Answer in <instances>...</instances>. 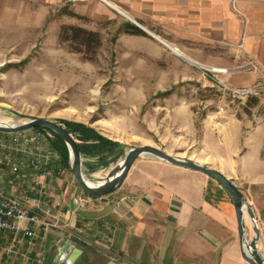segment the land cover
Instances as JSON below:
<instances>
[{
	"label": "rangeland",
	"instance_id": "obj_1",
	"mask_svg": "<svg viewBox=\"0 0 264 264\" xmlns=\"http://www.w3.org/2000/svg\"><path fill=\"white\" fill-rule=\"evenodd\" d=\"M122 12L101 0H0V121H72L119 143L115 157L82 154L90 181L142 145L210 166L236 186L245 165L264 173V68L245 57L232 64L202 44L176 41L158 18ZM137 25L162 42L139 27L134 33ZM37 130L47 140L36 147L54 157L51 173L73 178L54 133ZM6 168L0 164V194L39 199L43 210L33 182L5 185Z\"/></svg>",
	"mask_w": 264,
	"mask_h": 264
},
{
	"label": "crops",
	"instance_id": "obj_2",
	"mask_svg": "<svg viewBox=\"0 0 264 264\" xmlns=\"http://www.w3.org/2000/svg\"><path fill=\"white\" fill-rule=\"evenodd\" d=\"M101 1L121 15L127 10L139 20L170 24L176 41L202 44L232 64L245 57L264 68V0ZM6 172V186L36 184L43 210L58 227L42 231L31 224L30 240L22 231H4L0 264H54L51 249L60 239V245L66 241L81 249L73 264H249L241 254L233 202L204 173L137 159L122 186L93 197L82 195L69 175L21 178ZM244 174L237 188L254 212L264 258V173L245 165ZM246 225L251 238L247 216Z\"/></svg>",
	"mask_w": 264,
	"mask_h": 264
},
{
	"label": "water",
	"instance_id": "obj_3",
	"mask_svg": "<svg viewBox=\"0 0 264 264\" xmlns=\"http://www.w3.org/2000/svg\"><path fill=\"white\" fill-rule=\"evenodd\" d=\"M137 27L147 32L141 26L137 25ZM150 35L156 38L153 34ZM159 41L161 40L159 39ZM37 127L48 129L62 139L69 155V171L72 173L73 178L81 191L89 196L100 197L115 192L124 182L128 171L135 160L140 156L155 158L170 165L204 173L213 178L221 185L233 202L242 257L249 264H264V258L258 249L259 229L254 212L248 204L245 196L237 188L234 182L230 181L220 171L205 164L172 156L156 146L142 145L129 148L125 152L123 159L112 167L104 177L95 181H90L83 173V157L76 139L60 123L41 117L11 122L0 121L1 133H17ZM246 216L251 223V229L253 232L251 238L248 236ZM60 242H62V239L55 243L51 249V251L55 252L52 259L53 263L73 264L76 258L81 254V249L74 247L69 242L65 241L61 245Z\"/></svg>",
	"mask_w": 264,
	"mask_h": 264
},
{
	"label": "built area",
	"instance_id": "obj_4",
	"mask_svg": "<svg viewBox=\"0 0 264 264\" xmlns=\"http://www.w3.org/2000/svg\"><path fill=\"white\" fill-rule=\"evenodd\" d=\"M31 131L33 132L5 135L0 132V164L9 165L12 173L25 170L42 175L51 173L54 157L49 151H40L36 147V144H41L47 137L42 130ZM25 199L24 202L13 196L0 194V237L7 230H22L23 236L30 240L35 234L31 224L42 231L58 227V221L51 216L49 210H41L39 199H28L27 196Z\"/></svg>",
	"mask_w": 264,
	"mask_h": 264
},
{
	"label": "trees",
	"instance_id": "obj_5",
	"mask_svg": "<svg viewBox=\"0 0 264 264\" xmlns=\"http://www.w3.org/2000/svg\"><path fill=\"white\" fill-rule=\"evenodd\" d=\"M132 29L134 33L142 34V31L138 27L132 26ZM60 123L63 124L64 128L77 139L78 147L83 155L93 154L95 157H98V160H103L106 155L111 157L117 155L118 152L115 154V150L119 148V143L105 139L96 133L91 127L72 121H61ZM35 129L42 128L37 127ZM55 137L59 141L56 147L61 153L62 162L67 168H69V155L67 148L61 138L57 135H55Z\"/></svg>",
	"mask_w": 264,
	"mask_h": 264
},
{
	"label": "bare ground",
	"instance_id": "obj_6",
	"mask_svg": "<svg viewBox=\"0 0 264 264\" xmlns=\"http://www.w3.org/2000/svg\"><path fill=\"white\" fill-rule=\"evenodd\" d=\"M161 42V41H160ZM171 49L176 53V54H180L179 53V51H177V49H175V48H173L172 46H171ZM181 55V54H180ZM214 71H216V72H225V69H220V68H218V69H213Z\"/></svg>",
	"mask_w": 264,
	"mask_h": 264
}]
</instances>
